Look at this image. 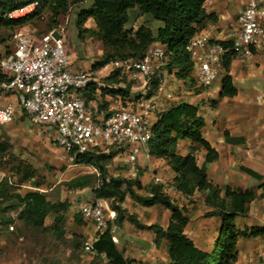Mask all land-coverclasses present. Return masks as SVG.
I'll return each instance as SVG.
<instances>
[{
    "label": "trees",
    "instance_id": "obj_1",
    "mask_svg": "<svg viewBox=\"0 0 264 264\" xmlns=\"http://www.w3.org/2000/svg\"><path fill=\"white\" fill-rule=\"evenodd\" d=\"M36 1L35 9L20 18L9 20L6 14L13 10L22 8ZM86 0H0V31L5 28H14V31L23 27L30 28L33 20L40 18V10L46 6L52 17L70 12L71 9L85 3ZM205 0H94L91 7L80 11L77 16L76 30L79 39L92 38L96 36L102 46V59L92 64V69L102 68L105 64L116 59H135L140 57L151 45H159L164 51V69L167 74L174 75L178 79H186L191 76L192 63L187 53V45L192 36L203 29L207 20H215L213 14H208L203 8ZM138 7L141 14H149L161 26L154 33L144 26L136 29H125L127 11ZM54 20V19H53ZM90 20L91 27H85V22ZM60 21V20H59ZM58 23V22H57ZM59 24L50 27L44 33L58 29ZM226 45L225 43H221ZM11 45L4 54L10 53ZM231 55H226L223 63L224 76L220 82L219 97H233L236 89L228 75V63ZM159 75L150 78L152 90L158 87ZM6 81L0 73V84ZM107 88H99L102 94L117 95L126 98L134 83L126 77L112 71L102 79ZM96 88L94 83H89L82 92V98L86 103V96L92 94ZM97 113L109 114L103 111ZM203 120L198 116L197 108L187 103H178L157 113L156 120L151 123L150 138L146 144L148 155L157 159H163L173 172L171 187L176 193H180L189 199L196 193L203 192L202 202L206 207L204 217L216 218L219 221L217 237L213 243L211 252H204L194 245L186 235L185 230L189 222L186 207L177 205L167 194L160 191L159 187L150 188L149 195L139 196L136 191L143 187L136 179H124L110 177L107 181L102 179L100 185L91 187L95 198L107 199L119 203L128 198L136 201L143 207L160 206L169 212V220L162 236L166 241V253L169 264H230L233 260L238 237L246 236L245 232L234 230V220L245 216L248 205L257 194L253 190H231L229 188L221 191L213 185L205 173L204 166H198L192 154L179 155L175 153L176 144L180 141H190L198 144L205 151L204 162L210 163L217 158L208 143L202 138L201 129ZM0 151L5 147L0 144ZM71 156V155H70ZM111 154L82 153L73 157L74 165H82L93 168L100 177L106 171V166ZM17 174L18 165L13 167ZM248 175L260 179V176L243 169ZM89 175L83 177L85 181H69L70 186L78 189L89 187ZM31 178L30 174L23 176V181ZM6 181L0 185V197L6 195L8 187ZM264 197V183L260 186ZM4 188H7L6 190ZM34 190L26 191L24 194L11 193L10 199L14 201L12 206L18 208L17 219L26 226L42 228L43 220L49 214L53 215V224L48 228L50 232L59 234L60 225L64 220L67 203L49 202L45 195L40 192L38 186ZM116 212L115 222L120 223L123 219L119 206H112ZM82 218V217H81ZM86 221L85 219H81ZM127 220L134 223L138 228L152 229L155 226H143L137 223L131 216ZM9 219L0 220V225L10 224ZM45 228V227H44ZM11 230V225H9ZM251 236L264 235V227L252 228ZM86 240V238H85ZM84 240V241H85ZM91 252H85L91 258H104L107 264H133V261L124 257L116 244L111 239L110 226L101 233H95L91 238ZM83 241V242H84ZM82 242V244H83Z\"/></svg>",
    "mask_w": 264,
    "mask_h": 264
},
{
    "label": "crops",
    "instance_id": "obj_2",
    "mask_svg": "<svg viewBox=\"0 0 264 264\" xmlns=\"http://www.w3.org/2000/svg\"><path fill=\"white\" fill-rule=\"evenodd\" d=\"M93 1L86 0L85 3L75 7L71 14L62 20L65 29V32H63L65 39L62 41L65 53L70 61V68L76 71L88 72L95 82V86L97 83L94 92L86 96V103L94 112L110 113L119 109L138 110L137 101L128 102L132 99L130 96L133 91H138L137 96L139 97L143 94L138 87H131L128 96L124 99L117 95L102 94L99 90V88H107L102 79L112 71L107 67V64L96 70L91 68L92 64L100 59H89L86 56L84 44H87L91 38L79 39L76 30L79 12L89 9ZM244 4L245 0H205L204 10L208 14H213L215 20L205 21L203 30L217 42L226 45L235 42L238 31L237 17ZM91 26L90 20H87L85 27ZM138 26H144L154 33L161 26V23L154 20L149 14H141L139 8L134 7L127 11V21L124 28L129 30L136 29ZM60 27L59 24L58 28L62 30L63 28ZM30 31L33 32L32 29ZM71 44L78 47L77 53L71 50ZM100 57H102V54ZM225 60L226 56L222 60L217 79L210 86L200 87L195 83L201 90L195 93L185 88L183 90L185 95H181L179 100L173 102L168 97L170 95L166 97L168 99L165 101L166 89H159L162 81L159 78L158 87L152 90L154 110L150 120L153 123L156 120L157 113L178 103H187L197 108L198 116L204 123L201 129L202 138L216 152L217 158L210 163H205L206 151L198 144L190 141L178 142L175 153L181 156L188 153L194 155L196 164L204 166L207 179L221 191L229 188L231 190H253L256 192L257 197L248 205L245 216L235 218L234 224L236 220L247 217L241 231L245 232L246 236L240 235L237 244L241 237L257 239L261 245L259 254L262 259L260 264H263L264 235L251 236L249 231L252 228L264 227V197H259L262 193L260 186L264 183V38L261 39L259 46L253 49L250 58L230 59L228 75L231 77L232 84L236 89V94L230 98L219 97L220 82L225 74L223 70ZM161 73L162 75H159V77L162 79L177 78L174 75L167 74L166 70ZM191 77L193 78L192 73ZM6 102H13L11 95L0 97L1 104ZM21 113L17 109L16 116ZM243 169L257 174L260 179L248 175ZM173 176L174 174L166 161L148 155L146 149V151H141L137 155L134 170L127 163L125 152L112 151L103 179L106 181L110 177L136 179L143 187V190L136 191L139 196L149 195L150 188L159 187L160 191L167 194L173 201L179 197L188 202L187 198L172 189L171 180ZM86 189L89 190L88 193H85ZM78 193L79 195H77ZM76 195L79 199L83 196L86 198L94 196L92 190L88 187L77 189ZM77 200L76 198L75 201ZM175 203L179 205L177 202ZM118 204L124 211L122 214L123 219L120 223L113 220L110 223V229L116 240L114 243L123 252L124 257L132 260L133 264H169L166 241L162 236L169 220V212L164 209V213L160 218L157 215L160 206L143 207L127 196ZM201 204H203L202 199ZM127 216L133 217L140 225L147 227L154 225L155 227L152 229L138 228L134 223L127 220ZM85 222L91 223L90 221ZM89 227L87 225L86 229L82 231L86 234V239H91L95 234L93 225Z\"/></svg>",
    "mask_w": 264,
    "mask_h": 264
},
{
    "label": "built area",
    "instance_id": "obj_3",
    "mask_svg": "<svg viewBox=\"0 0 264 264\" xmlns=\"http://www.w3.org/2000/svg\"><path fill=\"white\" fill-rule=\"evenodd\" d=\"M36 6V1L31 2L5 17L9 20L23 17ZM237 24L236 41L230 45L213 40L203 29L189 40L186 49L198 86L208 87L217 79L226 55L240 59L252 56L253 49L264 38V0H245ZM60 31L51 30L36 40L28 27L12 34L10 53L0 54V73L6 78L0 84V97L11 95L13 102L0 103V127L11 123L19 109L32 125L52 129L55 143L71 157L82 153L125 152L127 163L134 170L136 157L146 151L150 138L154 103L152 96L147 98L152 92L149 80L164 65L162 47L151 45L138 58L107 63L111 71L137 84L143 94L137 101L138 110L119 109L104 115L94 112L83 100V90L95 82L88 72L70 68ZM96 176L97 187L103 178L97 172ZM78 206L77 213L92 223L95 233L106 231L116 217L107 199L81 201ZM111 239L116 241L112 234ZM91 244L92 240L86 239L83 250L91 252Z\"/></svg>",
    "mask_w": 264,
    "mask_h": 264
},
{
    "label": "rangeland",
    "instance_id": "obj_4",
    "mask_svg": "<svg viewBox=\"0 0 264 264\" xmlns=\"http://www.w3.org/2000/svg\"><path fill=\"white\" fill-rule=\"evenodd\" d=\"M72 10L52 17L48 8L46 6L42 7L40 18L33 20L30 24V28L33 30L32 39L36 40L43 32L57 24H60L63 28L62 20L69 16ZM13 30L14 28L1 29L0 54L9 49ZM61 32L60 36L63 40L65 39L63 34L65 29L63 28ZM71 50L77 53L78 47L71 44ZM84 53L89 59H102L100 57L102 46L96 36H93L87 44H84ZM162 67L164 68V66ZM162 67H159L155 74L161 76V72L165 70L161 69ZM160 79L162 81L159 89H166L165 101L168 99L166 98L168 95H170L168 96L170 100L172 99L171 102L179 100L181 95H185L183 91L185 88L195 93L201 90L191 76L182 80L171 77L165 79L160 77ZM136 86L137 84L134 85L135 88ZM152 94L153 92L147 98ZM137 95L138 91H133L130 96L132 99L128 102L138 101L139 96ZM54 134L52 129L30 124L23 113L17 115L11 123L0 128V144L5 147V151H0V185L3 181H6L9 191L6 192V195L2 193L0 197V220L9 219L11 221L7 227L0 225V264H107L104 258L93 259L89 254L84 253L81 248L86 237V234L82 231L86 229L87 225L88 227L92 225L81 220V216L77 213L78 204L81 201H93L95 197L89 196L86 198L83 196L79 199L77 197L79 193L76 195L78 188L68 184L69 181L75 179L85 181L82 178L89 175L90 186L88 189H91L96 185V171L88 166L74 165L72 162L73 157L65 153L55 143ZM15 165H18L21 169L18 170L17 174L13 170ZM25 174L31 175V178L27 181H23ZM34 186H38L37 190L42 192L49 202L65 201L67 203V210L63 215L64 220L60 225L61 231L59 234L48 231V228L53 224L52 214L45 217L43 227L38 229L26 226L17 219L19 210L16 206H12L15 202L10 199L11 193L24 194L26 191L34 190ZM88 192L89 190L86 189L85 193ZM203 195V192L196 193L192 199H187L188 202L178 197L174 199V202L186 206L185 210L189 218L185 230L186 235L196 247L208 253L213 250V243L218 234L219 221L216 218L203 216L207 210L204 204H201ZM76 198L77 201H75ZM108 201L112 206L121 207L116 202ZM163 213L164 209L159 208L157 215L161 218ZM246 218L236 220L234 224L235 231L241 232L243 230L242 226L245 225ZM9 225H11V230ZM260 247L261 245L257 239L252 237L239 238L230 264H260L262 259L259 254Z\"/></svg>",
    "mask_w": 264,
    "mask_h": 264
}]
</instances>
